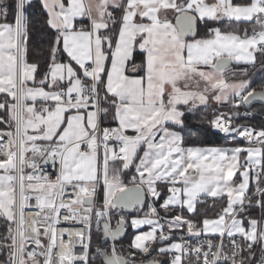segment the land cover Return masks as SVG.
Wrapping results in <instances>:
<instances>
[{
  "label": "snow or ice",
  "instance_id": "1",
  "mask_svg": "<svg viewBox=\"0 0 264 264\" xmlns=\"http://www.w3.org/2000/svg\"><path fill=\"white\" fill-rule=\"evenodd\" d=\"M256 71L264 0H0V264H264Z\"/></svg>",
  "mask_w": 264,
  "mask_h": 264
},
{
  "label": "trees",
  "instance_id": "2",
  "mask_svg": "<svg viewBox=\"0 0 264 264\" xmlns=\"http://www.w3.org/2000/svg\"><path fill=\"white\" fill-rule=\"evenodd\" d=\"M30 13H34V14H38L36 9H29ZM33 26L34 29H38L40 27V25L38 23H36L35 19H33ZM235 26V25H233ZM34 36H39V33L35 32L34 30ZM36 43V40H33V44ZM252 80L254 81L253 86H258L261 83H264V75H262L259 71H256L253 75H252ZM255 108V112L258 113V115L260 116H252L250 119L248 120H244L242 118H239V122L240 123H249L251 125H254L256 127H260L261 125H264V119L261 116H264V113H261L260 111V106L259 105H254ZM222 110H226V109H222ZM212 110L211 109H201L200 112L197 113L196 117H192L189 116L188 119V128L185 130V132L183 134L185 135H191V138L193 140H196L198 143H201L205 146H228L230 145L232 142V140L230 139H226L222 136H220L217 133L214 132H206L204 131V128L199 125V123L197 122L198 119H207L209 117L212 116ZM206 127V126H205ZM131 175V172L128 173V176ZM162 199H163V193H162ZM161 201H157L156 202V206L159 205ZM147 206V202L145 207ZM145 207L143 209H145ZM138 213V211L134 210L131 213H124L126 216H128L129 219H131L134 216H138L136 215ZM256 215H259V211L257 210ZM143 215V214H141ZM115 223V221H113V224ZM127 229V233L125 238L120 241L119 243L122 244L125 248L127 247V245L131 242V239L134 237L130 230L128 228ZM133 236V237H132ZM156 253L153 252L152 256H155ZM152 257L149 256L147 257V259H151ZM137 259H139V257H137ZM161 259V258H160ZM165 257H162L161 260H165Z\"/></svg>",
  "mask_w": 264,
  "mask_h": 264
},
{
  "label": "rangeland",
  "instance_id": "3",
  "mask_svg": "<svg viewBox=\"0 0 264 264\" xmlns=\"http://www.w3.org/2000/svg\"><path fill=\"white\" fill-rule=\"evenodd\" d=\"M136 211H138V210H136ZM148 211V208H147V206L145 207V209H142V210H139L138 211V213L136 214V215H141V214H143V213H145V212H147ZM129 230H130V232H131V234L134 236L135 234H138V232H142V231H148L149 230V226H147V225H145V226H142L140 229H133L130 225L127 227ZM132 236V237H133ZM134 238V237H133ZM161 259H162V257H161Z\"/></svg>",
  "mask_w": 264,
  "mask_h": 264
},
{
  "label": "crops",
  "instance_id": "4",
  "mask_svg": "<svg viewBox=\"0 0 264 264\" xmlns=\"http://www.w3.org/2000/svg\"><path fill=\"white\" fill-rule=\"evenodd\" d=\"M217 134H219L220 136H222V137H224L225 138V136H224V134L223 133H217ZM230 140H232V141H234V142H232L230 145H228V146H225V147H232V146H234V145H244L245 143L239 138V137H237L236 139H230ZM127 230V229H126Z\"/></svg>",
  "mask_w": 264,
  "mask_h": 264
},
{
  "label": "water",
  "instance_id": "5",
  "mask_svg": "<svg viewBox=\"0 0 264 264\" xmlns=\"http://www.w3.org/2000/svg\"><path fill=\"white\" fill-rule=\"evenodd\" d=\"M253 103H254V105H259L260 106V102H253ZM132 211H134V210H129V211L125 212V213H131ZM126 233H127V230H125V232L123 233V235L120 237V241H122L125 238Z\"/></svg>",
  "mask_w": 264,
  "mask_h": 264
},
{
  "label": "built area",
  "instance_id": "6",
  "mask_svg": "<svg viewBox=\"0 0 264 264\" xmlns=\"http://www.w3.org/2000/svg\"><path fill=\"white\" fill-rule=\"evenodd\" d=\"M241 110L243 111V109H241ZM253 116H260V115H258V113L255 112ZM261 117L264 119V116H261ZM240 139L246 144V141L243 140V138H240ZM157 207H159V205Z\"/></svg>",
  "mask_w": 264,
  "mask_h": 264
}]
</instances>
